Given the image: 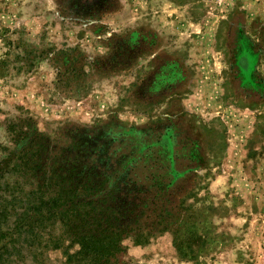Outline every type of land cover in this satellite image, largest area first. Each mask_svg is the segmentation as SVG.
I'll return each mask as SVG.
<instances>
[{
  "label": "rangeland",
  "instance_id": "374dc122",
  "mask_svg": "<svg viewBox=\"0 0 264 264\" xmlns=\"http://www.w3.org/2000/svg\"><path fill=\"white\" fill-rule=\"evenodd\" d=\"M72 70L75 93L59 80ZM112 117L173 127L177 148L188 136L196 169L171 197L187 206L179 224L126 237L97 264H264V0H0V157L10 122L61 147L63 124ZM33 179L0 180V202L16 196L2 229L32 206ZM36 227L0 264H90L47 246L59 223Z\"/></svg>",
  "mask_w": 264,
  "mask_h": 264
},
{
  "label": "trees",
  "instance_id": "16d2710c",
  "mask_svg": "<svg viewBox=\"0 0 264 264\" xmlns=\"http://www.w3.org/2000/svg\"><path fill=\"white\" fill-rule=\"evenodd\" d=\"M82 74L74 70L67 75L59 73L61 88L78 92L85 87L79 78ZM18 127L10 122L15 145L0 157V180L17 172L37 183L32 206L23 207L26 209L6 229L0 226V258L11 255L10 246L20 254V233L26 235L34 226L44 229L46 221L59 223L63 229L61 236L49 237L47 246L63 248L72 258L88 257L90 264L113 255L110 251L126 237L144 240L145 233L172 230L167 225L170 221L179 224L175 220L187 206H178L171 197L196 169L189 160L194 148L188 136L177 148L172 145L173 127L143 131L112 117L92 126L63 124L60 147L52 136L34 126ZM26 185L24 182L22 189ZM11 200L0 202L1 215L8 214L4 209ZM168 214L174 216L164 223L162 218ZM144 221L149 222L146 232Z\"/></svg>",
  "mask_w": 264,
  "mask_h": 264
},
{
  "label": "crops",
  "instance_id": "0c3cea01",
  "mask_svg": "<svg viewBox=\"0 0 264 264\" xmlns=\"http://www.w3.org/2000/svg\"><path fill=\"white\" fill-rule=\"evenodd\" d=\"M220 179L222 180V182H224V180H225L226 178H224V177L221 176V177H219V178L217 179V181L214 182V184H217L218 180H220Z\"/></svg>",
  "mask_w": 264,
  "mask_h": 264
}]
</instances>
